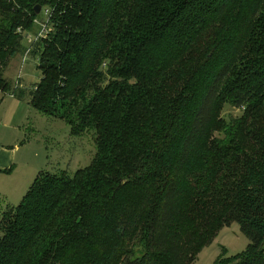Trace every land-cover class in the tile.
Wrapping results in <instances>:
<instances>
[{"label": "trees", "instance_id": "trees-1", "mask_svg": "<svg viewBox=\"0 0 264 264\" xmlns=\"http://www.w3.org/2000/svg\"><path fill=\"white\" fill-rule=\"evenodd\" d=\"M35 6L26 93L4 72ZM0 91L95 141L3 213L0 264H193L232 222L250 242L214 264H264V0H0Z\"/></svg>", "mask_w": 264, "mask_h": 264}, {"label": "rangeland", "instance_id": "rangeland-1", "mask_svg": "<svg viewBox=\"0 0 264 264\" xmlns=\"http://www.w3.org/2000/svg\"><path fill=\"white\" fill-rule=\"evenodd\" d=\"M37 16L35 19L38 22L45 20L41 12ZM33 25L32 32L22 29L17 32L21 34L23 46H27L30 52H25L23 57L16 55L4 72L11 88H21L26 93L32 91L41 78L37 68L38 56L31 54L34 43L28 42V38L33 39V34L38 32V25ZM218 115L220 120L231 122L240 119L242 109L227 105L219 110ZM216 135L225 139L223 132ZM1 148L14 151V163L9 167L11 169L0 171V221L4 212L19 204L40 172H65L71 177L77 170L87 167L95 154V141L91 133L87 132L71 136L64 121L42 115L27 107L26 102H16L0 91ZM2 235L0 230V237ZM249 242L239 224L232 222L218 231L211 244L202 248L193 264H214L223 255L230 257L246 251Z\"/></svg>", "mask_w": 264, "mask_h": 264}, {"label": "built area", "instance_id": "built-area-1", "mask_svg": "<svg viewBox=\"0 0 264 264\" xmlns=\"http://www.w3.org/2000/svg\"><path fill=\"white\" fill-rule=\"evenodd\" d=\"M41 13L44 15L45 20L42 23L38 22L37 19L33 20V22L36 25H38L39 30H38L37 34L34 36L33 39L28 38V42L29 43H32V44L34 43L35 44L39 40L46 39L48 37V35L50 34V31L52 29L51 25H50L51 16H52V10L50 8H43V9L41 8ZM25 52H26V54H28L30 52V49H27ZM24 60H25V58H23V61ZM17 79L19 80L20 78L17 77ZM10 97H12V96H10Z\"/></svg>", "mask_w": 264, "mask_h": 264}, {"label": "crops", "instance_id": "crops-1", "mask_svg": "<svg viewBox=\"0 0 264 264\" xmlns=\"http://www.w3.org/2000/svg\"><path fill=\"white\" fill-rule=\"evenodd\" d=\"M10 99H12L16 102H19V103H24L22 101H18L15 98H10ZM26 106L28 107L29 105L26 104ZM13 163H14V151L10 150V149L1 148L0 149V171L11 169L9 167H12Z\"/></svg>", "mask_w": 264, "mask_h": 264}, {"label": "water", "instance_id": "water-1", "mask_svg": "<svg viewBox=\"0 0 264 264\" xmlns=\"http://www.w3.org/2000/svg\"><path fill=\"white\" fill-rule=\"evenodd\" d=\"M40 10H41V7H40V6H35V8H34V13H35L36 15H38V14L40 13Z\"/></svg>", "mask_w": 264, "mask_h": 264}]
</instances>
